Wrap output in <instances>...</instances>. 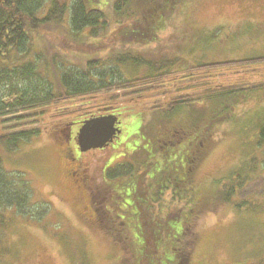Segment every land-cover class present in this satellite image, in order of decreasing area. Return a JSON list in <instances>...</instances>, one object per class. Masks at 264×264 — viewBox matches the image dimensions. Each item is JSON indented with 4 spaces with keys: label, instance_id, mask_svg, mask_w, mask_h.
<instances>
[{
    "label": "trees",
    "instance_id": "16d2710c",
    "mask_svg": "<svg viewBox=\"0 0 264 264\" xmlns=\"http://www.w3.org/2000/svg\"><path fill=\"white\" fill-rule=\"evenodd\" d=\"M163 1L0 0V144L15 150L20 142L38 136L42 130L55 133L56 125H65L78 116L95 118L100 114L99 108L112 107L120 96L125 100L122 106L115 107L119 112L128 110L131 114L140 108L136 112L142 113L148 132L160 134L153 156L144 149L132 151V154L119 152L130 161L117 165H113L116 151L125 148L116 144L117 136L104 149L79 151L80 182L89 202L85 211L92 209L96 224L121 244L123 254L118 264H164L170 253L172 260L168 264H189L191 248L182 247L181 243L194 229L199 216L194 209L200 196L196 174L216 141L212 133L214 120H207L200 133H196L180 121L165 127L161 125L162 121L154 118L159 124L153 126L151 121L145 120L146 114L165 110L173 116L180 108L194 106L192 113L195 114L191 117L203 121L207 118V102L218 101V106L229 108L231 103L245 101L236 99V93L264 90V55L191 64L176 73V79L172 74L168 81H165L167 72L132 79L120 76L117 80H96L93 70L103 69L110 60L116 63L131 58L128 55L127 59H120L113 41L105 40L124 39L127 43V40L134 41L132 39H156L157 34L153 31L164 24L159 18L161 20L163 15L166 17L171 12L165 6L180 2ZM130 4L142 8L141 15L127 10ZM115 16L119 21L112 27L110 20ZM56 32L65 37L53 39ZM261 32L258 26L256 35L260 36ZM220 45L221 51L233 50L232 46ZM61 49L69 55L79 50L90 56L79 65H69L62 73L54 71L56 79L51 82L47 77L45 57L51 56L54 66L55 59L65 57ZM154 68L162 69L158 65ZM223 73L232 74V79L238 78L233 83L217 84V76ZM118 90L124 92L109 95ZM61 103H68L66 108L71 112H58ZM13 121H19L13 125L21 127L19 130L12 131L13 127H8L7 124ZM40 121L42 124L24 128ZM192 131L196 136L190 140ZM261 135L264 136V128ZM167 145L181 148L167 151ZM133 158L139 159L136 164L131 162ZM147 158H157L159 164ZM155 163L158 171L154 173ZM237 185L233 178L232 183L222 188V203L230 204L235 189L238 193L244 188ZM1 188L7 195H15L4 200L8 205L16 203L20 212H29L27 195L23 191H13L2 172ZM166 196L170 199L165 200ZM0 201L3 203L1 195ZM171 206L174 208L170 209Z\"/></svg>",
    "mask_w": 264,
    "mask_h": 264
},
{
    "label": "rangeland",
    "instance_id": "374dc122",
    "mask_svg": "<svg viewBox=\"0 0 264 264\" xmlns=\"http://www.w3.org/2000/svg\"><path fill=\"white\" fill-rule=\"evenodd\" d=\"M165 7L171 12L166 17L163 15L164 19L159 18L164 24L153 31L157 34L156 39H132L134 41L127 40V43L124 39L105 40L113 41L120 59H127L128 55L131 58L116 63L110 60L101 73L103 69L93 70L96 80H117L120 76L132 79L149 73L167 72L165 81H168L172 74L176 79V73L186 70L191 64L264 55V0H180ZM127 10L138 16L142 13L137 4H130ZM118 21V16L112 17V27ZM258 26L262 29L260 36L255 33ZM64 37L58 32L53 35V39ZM220 44L232 46L233 50L226 48L221 51ZM61 51L65 57L55 59L54 66L52 57H45L47 77L51 82L56 79L54 71L62 73L69 65H79L90 56L79 50L70 55L66 50ZM154 65L162 69L158 70ZM231 76L219 74L215 82L223 85L238 78L232 79ZM176 82L178 84L179 79ZM123 92L112 91L109 95H121ZM234 97L245 101L237 100L229 108L218 106V101L207 102V118L203 121L191 117L195 114L192 113L194 106L180 108L173 116L165 110L146 114L145 120L151 121L153 126L159 124L157 120L162 121L161 125L165 127L180 121L196 133H200L207 120L215 121L212 133L216 141L196 174L200 196L194 203V209L199 216L194 229L181 243L182 247L191 248L189 264H264V136L261 135L264 128V90L236 93ZM124 100L120 96L111 108L122 106ZM67 104L58 105V112L66 111ZM136 111L140 108L131 114L128 110H120L121 133L116 137V144L125 148L124 152L116 151L118 154L113 165L130 161L119 152L132 154V151L144 149L150 156L155 153L160 134L149 133L142 113ZM18 122L7 125L13 127ZM40 123L28 124L24 128ZM61 125H56V129H61ZM19 128L13 127L12 131ZM193 131L190 140L196 136ZM164 133L163 129V138L166 136ZM52 134L47 129L42 130L38 136L20 142L15 150L0 144V172L8 178L13 191H23L27 195L25 206L29 210L20 212L16 203L8 205L4 200L15 195H7L4 188L0 189L3 200V203L0 201V264H118L123 254L121 244L96 224L92 209L83 213L87 198L83 188L77 187L69 173L79 165L78 148L72 147L74 161L63 158L59 141ZM167 146V151L181 148L179 145ZM147 159L159 164L157 158ZM137 160L133 158L131 162L136 164ZM158 164H153L154 173L158 171L155 169ZM233 178L237 187L244 188L238 193L235 189L231 203L224 204L221 202V190L232 183ZM166 199L170 198L166 196ZM192 238L193 244L189 245ZM171 260L172 253L163 263L168 264Z\"/></svg>",
    "mask_w": 264,
    "mask_h": 264
},
{
    "label": "water",
    "instance_id": "95a60500",
    "mask_svg": "<svg viewBox=\"0 0 264 264\" xmlns=\"http://www.w3.org/2000/svg\"><path fill=\"white\" fill-rule=\"evenodd\" d=\"M112 109L111 107L106 110ZM116 116H102L86 120L77 134V144L80 152L103 149L113 142L115 136L121 133L116 127Z\"/></svg>",
    "mask_w": 264,
    "mask_h": 264
},
{
    "label": "flooded vegetation",
    "instance_id": "af4514ba",
    "mask_svg": "<svg viewBox=\"0 0 264 264\" xmlns=\"http://www.w3.org/2000/svg\"><path fill=\"white\" fill-rule=\"evenodd\" d=\"M65 103V102H63ZM62 104V103H61ZM101 109V110H100ZM99 115H96V117H102V116H109V115H113L116 116L118 119V123L116 124V127L120 129V124H121V114L118 111L117 108H112L111 110H105V108H99ZM84 118V117H83ZM81 116H78L77 118H75L74 120H69L67 121L64 126L61 125V129H56L55 128V133L52 134L55 138L58 139L59 141V145H60V154L62 155L63 158L74 161L75 157L74 154L72 152V147L74 146L75 149L77 150L78 146H77V134L79 129L81 128V126L83 125V123L88 120L87 119H83ZM115 140V139H114ZM61 157V158H62ZM68 157V158H67ZM70 175L73 176L74 180L73 182L77 185V187L79 189L82 188L81 185V176H82V169L79 165L76 166V169L71 170ZM76 174L78 175L77 178ZM82 190V189H81ZM83 191V190H82ZM85 197L87 198V196L85 195ZM88 205L89 202H86ZM83 207L84 210V214H85V209L86 207Z\"/></svg>",
    "mask_w": 264,
    "mask_h": 264
}]
</instances>
